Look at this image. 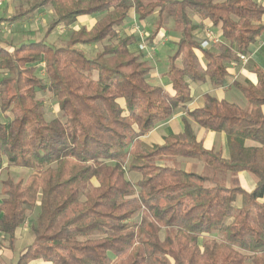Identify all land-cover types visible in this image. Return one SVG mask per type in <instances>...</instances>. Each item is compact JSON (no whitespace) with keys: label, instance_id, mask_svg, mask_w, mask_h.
Segmentation results:
<instances>
[{"label":"trees","instance_id":"16d2710c","mask_svg":"<svg viewBox=\"0 0 264 264\" xmlns=\"http://www.w3.org/2000/svg\"><path fill=\"white\" fill-rule=\"evenodd\" d=\"M48 5L55 14L48 34L81 16L96 22L73 30L63 47L45 39L0 46V171L6 165L31 171L2 181L0 238L9 249L37 210L33 242L13 264H264V66L254 84L233 81L228 65L254 53L264 35V3L33 0L0 25ZM131 9L139 23L152 17V35L170 20L180 28L165 75L173 94L149 82L152 67L131 48L137 32L113 41ZM196 16L218 28L220 42L202 44ZM106 40L93 57L77 47ZM193 82L235 85L248 101L243 108L206 94L188 111L201 127L227 135L228 158L205 148L188 120L161 144L142 139L192 103ZM39 92L59 100L64 119L46 117ZM164 157L202 161L212 174L163 165ZM242 171L257 178L250 191L240 184ZM128 172L141 178L134 183ZM218 174L230 175V185L217 182Z\"/></svg>","mask_w":264,"mask_h":264},{"label":"rangeland","instance_id":"374dc122","mask_svg":"<svg viewBox=\"0 0 264 264\" xmlns=\"http://www.w3.org/2000/svg\"><path fill=\"white\" fill-rule=\"evenodd\" d=\"M32 1L33 0H4L3 2L0 3V17H12L21 10L31 8ZM218 1H223V0H218ZM41 10L46 11L47 9L46 7H43ZM31 17L32 16H24L23 18L18 19L14 22H11L10 20H5V22H3L0 25V46H5L6 45L4 44L5 41H7L8 43L10 42L9 45L10 44L14 45L20 42L21 40L27 43V42L39 40L41 38L46 39L47 42L51 44L52 46H55V47L65 46L73 30L79 29L82 25H90L91 23L89 20H84L82 22L81 21L78 22L77 20V22L74 23L73 25H69V26L59 25L52 32H49L48 34L51 22L55 18L54 11L51 12V14L46 13L43 16L36 15V17L33 19ZM91 18L96 19V17L94 16H91ZM149 23H150V27L148 29L143 24L135 22L133 25L135 28L134 30L138 31L137 29H139V31L144 30L150 33L149 34L150 36L146 37L144 39L145 41L144 40L142 41V45L144 46L145 50H147L145 51L146 52L145 58L150 64H153V65H155L156 62H158L159 67H161L160 71H163L167 67L166 66L167 65L166 64L167 63L166 54H169V56L171 54V50L168 47L167 41L170 42L169 38L171 35L175 37V35L173 34L174 30L180 33V28H177V27L175 28L174 22L170 20L167 25V32L164 31V35H163L164 38L167 39V41L156 46L157 44L155 43L151 35L154 32L156 25L152 24L151 21ZM210 27L213 29V31H216L213 26H210ZM206 28L207 27H202L200 29L203 35L201 39L204 38V40L202 41V44L205 47H210L212 46V43H209V42L207 43V35H206L207 33L205 31ZM106 43L108 42L104 41L102 43L95 44V45H78V46L88 56L93 57L96 54V52L99 49H101ZM156 48L158 49V52H156ZM159 57L161 58V60L159 59ZM162 63H165V64H162ZM38 65L39 67H41V69L38 71V74L43 77L45 73L44 63L41 62ZM251 65H254V61H251ZM198 85H202L203 87H205L206 92H210L211 94L217 97L220 96L219 87L209 88L208 85H205L202 83H195L193 87L198 86ZM229 92H228L229 94L227 93L228 95L225 96L227 100L229 101L232 100L233 102L238 103L243 108L249 107V104L243 98V95L240 92H238L235 88H232ZM38 95L44 101L45 114L48 119H53L56 117H61V118L63 117L64 119L65 115L62 113L61 108H60V102L56 97H54L50 92H39ZM190 121L194 128L195 134L198 136V138L202 139L203 141H204L203 136H207L208 133H212L213 135H220L219 133L214 132L210 129L201 127L192 119ZM156 127H159V125ZM167 132L168 131L166 130V128L164 127L159 128L154 137L156 138L157 136L161 134L162 135L167 134ZM157 142H161V141L159 140V141H156L155 143ZM160 162L163 165L174 167V168H179L183 170H188L190 168V170L193 172L212 174V172H209L207 168H205L204 162L196 160V159L192 160V159H186L182 157H164L161 159ZM30 172L31 171H28L27 169L6 165L5 168L2 171H0V202L2 198L4 197L2 181L5 180L7 177H12L16 180L25 179L30 174ZM251 176L254 177L253 175ZM127 177L131 181L136 180V175L131 174L130 172H128ZM228 177L229 175L218 174L216 181L223 183V184H228V179H229ZM254 179L256 178L254 177ZM96 183L97 181L93 179L87 185V188H90L92 185ZM212 184L213 183L211 182L205 183L206 186H211ZM250 188L253 189L254 185H251ZM239 200L236 203L237 206L240 204ZM36 219H37V210H33L32 212L29 213L28 220L17 230L16 240L14 242L12 249H9V241L7 239L0 238V242L2 246V247L0 246V264L15 263L18 260L21 254V251L33 242L34 235L32 232V225L36 222ZM139 220H140V215H137L133 220H131V222H136ZM31 264H43V262L42 261H31Z\"/></svg>","mask_w":264,"mask_h":264},{"label":"crops","instance_id":"0c3cea01","mask_svg":"<svg viewBox=\"0 0 264 264\" xmlns=\"http://www.w3.org/2000/svg\"><path fill=\"white\" fill-rule=\"evenodd\" d=\"M257 1H259L261 3H264V0H257ZM219 2H221V1H219ZM46 9H47L46 11H44V10L42 11L40 9L38 12H36L34 15H32L31 18L32 19L35 18L36 15L43 16L46 13L51 14V12H53V8L51 6H49V5L46 6ZM8 18H10V17H0V19H8ZM137 18H138V16H137L135 10L131 9L130 10V18H129V20H127L120 27L119 32H118V36L116 38H114V41H116L117 38H120L122 36L131 35L133 32H137V31L134 30L135 28L133 26L135 22L139 23ZM84 20H89L91 22L90 25H82V26H87L88 28H91L92 25L96 22V19L91 18V16H81L78 19V22L79 21L82 22ZM150 21H152V17H149L147 19V21L144 22V23L146 24L148 22V24L150 25V23H149ZM194 21H195V23H198L200 25L199 29L197 30L196 33H197V36L201 38L203 35H202L200 29L202 27H208V26H211V25L209 23H207L206 21L200 19L197 16L194 18ZM3 22H5V21H3ZM144 23H141V24L146 26ZM149 27L150 26H148V29H149ZM215 30H218V28H215ZM164 31L167 32V28L166 29H162L159 33H157L155 35L151 34L153 39H154V41H155V43L157 44L156 46H158L159 44H162V43L167 41V39L164 38V36H163L164 35ZM154 32H155V30H154ZM173 34L175 35V37L173 35H171L170 38H169L170 42L167 41L168 47L171 50V54H170V56H169V54H166V58H167V63H166L167 65L166 66L167 67L163 71H160L161 67H159L158 62L155 61L156 64L153 65V64H150L147 61V59L145 58V55H146L145 51H147V50H145L144 46L142 45V39L140 38L139 33H138V36L136 37L135 42L131 46L132 50L137 54V56L139 57L140 61L145 62V63H147L148 65H150L152 67V74H151V77L149 79V82L151 84H153V85H162V86L166 87L168 92L171 93V94H173V90L171 88V85H169L167 83L165 75H166V73L169 70V67H170V64H171V57L174 55V53L176 51V42L179 39V37L181 36V32L179 33L178 31L174 30ZM41 39H44V38H41ZM41 39H39V40H41ZM109 41L110 40H106L105 42L109 43ZM23 42L24 41L21 40L20 42L14 44V45H19L20 43H23ZM46 42H47V40H46ZM9 43L7 41L4 42V44H6L5 46H11V44L9 45ZM49 45H51V44H49ZM60 47H63V46H60ZM77 47L79 49H81L79 46H77ZM210 47H212V46H210ZM159 48H160V46H159ZM156 52H158L157 48H156ZM159 59L161 60L160 57H159ZM251 61H254V65H251ZM177 62L180 63V60H178ZM162 64H165V63H162ZM228 65H229L230 72L233 74V81L234 80L239 81V82L250 81L251 83L256 84L258 82V74H257L256 70L260 69V68H262L264 66V35L258 38V41H257V43L255 45V51H254V53L251 56H249V60L246 63L241 61L240 59H238V60L230 61L228 63ZM195 83H201V82H193V83H191V90H192V96H193L192 103H190L187 107L178 108L177 111L175 112V114L169 120L159 123L158 124L159 127H155L152 131H150L147 134H145L144 136H142V139L146 143H148L150 145L161 144V143H163L164 138L166 136H168L170 134H173V133L181 132L183 130V128H184V121L185 120H188L189 123L191 124L190 120L192 118H190L188 116V111L189 110H193L195 108H198L201 105V101H202L203 96L206 95V94H211L210 92H206V88L203 87L202 85H198V86L193 87V85ZM202 84L208 85L209 88L219 87L220 96L219 97L215 96V97H217L219 99H226V100H227V98H225V96H227L230 93L229 91L232 88H235L238 92H240L243 95V98L248 103V101H247L246 97L244 96V94L235 85L212 86L210 83H202ZM211 95H213V94H211ZM230 102H233V101L230 100ZM234 103H236V102H234ZM191 126H192V124H191ZM163 127L166 128V130L168 131L167 134H164V135L161 134V135H159V136H157L155 138L154 136L157 133V130L159 128H163ZM192 128H193V126H192ZM193 130H194V128H193ZM214 132H216V131H214ZM217 133H219L220 135H213L212 133H208L207 136H203V139H204L205 142L202 139L198 138L197 135L196 136H197V139L200 142H202V144H203V146L205 148L218 151V152L222 153L224 157L228 158L229 157V147H228V142H227V135L224 132H217ZM159 140L161 142L155 143L156 141H159ZM246 144H247V146L256 145V143L254 141H252V140H247ZM186 159H189V158H186ZM190 166H191V164H190ZM205 168H206V166H205ZM185 171L192 172L190 170V168L188 170H185ZM130 173L136 175V180L133 181L134 183L137 182L141 178V174L138 173V172H130ZM250 174L253 175L256 178V176L254 174H252L250 172H247V171H242V172H240L238 174V178L240 180L241 186L244 189L248 190V191L252 190L250 188L251 185H254V187H255L256 182H257V178L254 179V177H252ZM228 178L229 179H228V184L227 185H230L231 176L229 175Z\"/></svg>","mask_w":264,"mask_h":264},{"label":"built area","instance_id":"2783aa9c","mask_svg":"<svg viewBox=\"0 0 264 264\" xmlns=\"http://www.w3.org/2000/svg\"><path fill=\"white\" fill-rule=\"evenodd\" d=\"M4 0H0V3L1 2H3ZM138 31V33H139V36H140V38L142 39V41L146 38V37H148V36H150L149 35V33L147 32V31H139V29H137ZM206 35H207V43L209 42V43H212V44H215V43H218V42H220V38L218 37V35L216 34V32L215 31H213V29L209 26V27H207V29H206ZM145 41V40H144ZM239 59L241 60V61H243V62H247L248 60H249V56H247V55H244V54H241V55H239Z\"/></svg>","mask_w":264,"mask_h":264}]
</instances>
